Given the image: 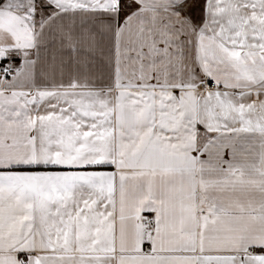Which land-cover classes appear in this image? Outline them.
<instances>
[{
    "label": "snow or ice",
    "instance_id": "obj_1",
    "mask_svg": "<svg viewBox=\"0 0 264 264\" xmlns=\"http://www.w3.org/2000/svg\"><path fill=\"white\" fill-rule=\"evenodd\" d=\"M0 264H264V0H0Z\"/></svg>",
    "mask_w": 264,
    "mask_h": 264
}]
</instances>
